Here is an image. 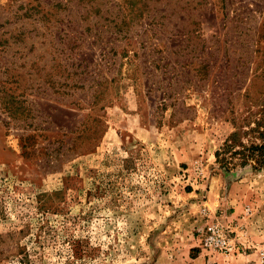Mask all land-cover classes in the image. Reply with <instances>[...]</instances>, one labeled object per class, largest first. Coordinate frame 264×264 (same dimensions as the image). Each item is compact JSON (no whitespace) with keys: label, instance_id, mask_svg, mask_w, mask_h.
I'll return each mask as SVG.
<instances>
[{"label":"rangeland","instance_id":"rangeland-1","mask_svg":"<svg viewBox=\"0 0 264 264\" xmlns=\"http://www.w3.org/2000/svg\"><path fill=\"white\" fill-rule=\"evenodd\" d=\"M262 106L264 0H0V264H264Z\"/></svg>","mask_w":264,"mask_h":264},{"label":"trees","instance_id":"trees-1","mask_svg":"<svg viewBox=\"0 0 264 264\" xmlns=\"http://www.w3.org/2000/svg\"><path fill=\"white\" fill-rule=\"evenodd\" d=\"M251 125L248 123L245 126L246 128L243 126L238 127L226 139L221 150L224 154L230 153V160L234 156H239L242 166L250 164L253 170H259L264 166V106H262L258 117L252 121ZM242 137H250L251 140L244 143L241 140ZM215 156L219 158L220 153L216 152ZM222 161L227 166L230 164L227 158H222ZM72 249L74 256L77 257V244Z\"/></svg>","mask_w":264,"mask_h":264},{"label":"built area","instance_id":"built-area-1","mask_svg":"<svg viewBox=\"0 0 264 264\" xmlns=\"http://www.w3.org/2000/svg\"><path fill=\"white\" fill-rule=\"evenodd\" d=\"M204 246L211 250H221L228 253L232 250L231 242L226 236V233L218 225L209 226L207 233L204 237Z\"/></svg>","mask_w":264,"mask_h":264}]
</instances>
